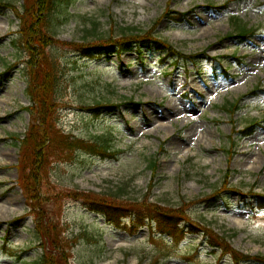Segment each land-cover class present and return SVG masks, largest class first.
Segmentation results:
<instances>
[{"label": "rangeland", "instance_id": "374dc122", "mask_svg": "<svg viewBox=\"0 0 264 264\" xmlns=\"http://www.w3.org/2000/svg\"><path fill=\"white\" fill-rule=\"evenodd\" d=\"M27 5L0 3V264H39L49 249L28 214L16 167L15 137L24 139L37 117L28 109L30 56L14 45L16 8ZM168 9L187 15L176 21L164 17ZM234 17L254 34L236 38ZM153 27L183 58L49 48L60 64L58 126L87 140L105 137L114 156L80 150L54 160L42 211L59 218L69 264H236L210 244L213 231L252 257L242 264H264V207L255 197L264 195V0H73L56 33L66 42L96 43ZM233 103L239 109L231 112ZM255 119V133L242 134ZM61 191L119 196L128 205L125 226L81 199H60ZM149 203L182 210L184 235L159 234ZM138 215L152 218L140 222Z\"/></svg>", "mask_w": 264, "mask_h": 264}, {"label": "trees", "instance_id": "16d2710c", "mask_svg": "<svg viewBox=\"0 0 264 264\" xmlns=\"http://www.w3.org/2000/svg\"><path fill=\"white\" fill-rule=\"evenodd\" d=\"M3 0H0V3ZM73 0H28L25 9L16 8V15L21 24L19 31V41L14 42L16 48L20 46L25 48L30 59L29 67V89L32 91L33 104L28 108L31 113L36 114V118L30 128L25 133V138H17L20 145V158L17 163L19 174V184L22 187L27 199L29 200V215L34 216L36 220L35 227L44 239V246L48 249L46 255L43 254L39 264H69V253L67 239L62 235L63 230L59 218L52 216L50 212L43 213L42 189L48 183V174L54 160H64L77 151L84 150L93 154L102 156H114L111 151L110 143L105 137H99L96 140H87L81 137L70 135L63 131L59 126V104L57 94L59 90V58H57L49 48L55 45L72 47L78 49L83 56H92L100 53H123L130 50H136L139 58L143 60L147 52L154 51L159 55L164 54L166 58H183L180 52L173 44L154 34V27L143 33L137 28L122 31V36L117 39L99 41L96 43H77L66 42L57 38L56 29L66 23L70 17V6ZM9 6V5H8ZM11 7V6H10ZM15 11V10H14ZM171 9L164 13V17H169L176 21H182L187 15L181 13L178 16L171 15ZM235 21L236 32L233 33L236 38H245L254 34V30L242 22L238 17ZM125 32H130L126 34ZM199 55H191L194 59ZM255 88L250 92L251 95L257 94ZM102 106L97 103L94 107L99 109ZM231 112L239 109V104L233 103L230 106ZM92 108V109H94ZM29 111V110H28ZM260 125L259 120H253L248 123L240 132L246 135L255 133ZM102 138V139H101ZM26 153V154H25ZM57 161V160H56ZM53 162V163H52ZM152 174L156 175L157 162L152 160L149 165ZM228 177V174H226ZM60 199L72 197V199H81L93 211L106 216L109 222L122 225V219L126 216L128 205L118 203L119 196L113 194L98 195L88 191H69L67 193L59 192ZM257 205L264 207V195L256 194ZM208 199L215 200L214 196ZM64 202V200H63ZM152 209L156 215V223L160 234L173 237L184 235V228H180V220L186 215L180 209L167 210L156 203L145 205ZM140 222L145 218L138 215ZM21 218L18 219V221ZM194 226L191 223V226ZM205 232L207 228L203 229ZM191 228V232H193ZM210 238V244L222 249L223 253L233 255L236 264H242L251 260L250 255H245L234 250L228 240L219 236L214 231L207 235ZM53 250L55 253L50 252ZM264 259V257H263Z\"/></svg>", "mask_w": 264, "mask_h": 264}, {"label": "bare ground", "instance_id": "6f19581e", "mask_svg": "<svg viewBox=\"0 0 264 264\" xmlns=\"http://www.w3.org/2000/svg\"><path fill=\"white\" fill-rule=\"evenodd\" d=\"M0 29H2V28L0 27Z\"/></svg>", "mask_w": 264, "mask_h": 264}]
</instances>
